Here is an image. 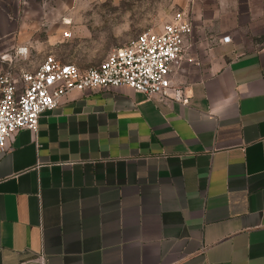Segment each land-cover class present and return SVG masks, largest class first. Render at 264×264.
<instances>
[{"label":"crops","instance_id":"0c3cea01","mask_svg":"<svg viewBox=\"0 0 264 264\" xmlns=\"http://www.w3.org/2000/svg\"><path fill=\"white\" fill-rule=\"evenodd\" d=\"M34 1L0 0V69L19 48L57 52L65 30L89 33L76 12ZM192 9L193 61L173 77L187 102L128 85L72 91L10 139L0 264H264V44L245 48L239 33L248 0Z\"/></svg>","mask_w":264,"mask_h":264},{"label":"built area","instance_id":"2783aa9c","mask_svg":"<svg viewBox=\"0 0 264 264\" xmlns=\"http://www.w3.org/2000/svg\"><path fill=\"white\" fill-rule=\"evenodd\" d=\"M194 31L193 13L184 9L160 29L146 30L115 48L98 66L82 68L49 54L36 70L0 73V158L17 132L23 128L37 131L43 113L57 107L72 91L128 85L147 96L167 97L174 90L176 99L187 102L185 88H174L173 77L184 63L193 61L187 39ZM71 34L65 32L66 37ZM223 40L231 38L227 35ZM26 52L18 49L20 54Z\"/></svg>","mask_w":264,"mask_h":264},{"label":"rangeland","instance_id":"374dc122","mask_svg":"<svg viewBox=\"0 0 264 264\" xmlns=\"http://www.w3.org/2000/svg\"><path fill=\"white\" fill-rule=\"evenodd\" d=\"M33 5L35 1L32 0ZM194 0H45L47 8L62 9L66 16L71 18L75 14V20L85 22L90 27L87 34H76L65 37L58 46L57 52L44 50L41 46L31 45L28 55H10L7 61L1 63L0 73L11 70L16 74L23 70H36L44 61L47 55L56 53L58 59L63 62L83 64V66H98L115 48L124 47L132 39H135L147 28H130L124 30V20L133 19L134 25L142 19H149L152 27L160 29L178 11L189 9L193 13ZM234 5L238 0H228ZM252 3L255 11L262 9L259 20L264 21V0H248ZM244 4V3H243ZM249 6V5H248ZM247 8L244 4L243 8ZM236 8L238 6L236 5ZM253 10L250 14H244L247 24L239 31L242 37L247 40L245 48L264 44V24L260 28L254 27ZM73 12V13H72ZM72 19V18H71ZM63 17L60 21L64 22ZM250 21V22H249ZM50 23H53V21ZM56 22H54L55 24ZM253 24V25H252ZM68 28V27H67ZM66 28V29H67ZM68 31V30H65ZM128 37H124V33ZM65 33V32H64ZM44 35V34H43ZM16 50V49H15ZM9 58H11L9 60Z\"/></svg>","mask_w":264,"mask_h":264},{"label":"bare ground","instance_id":"6f19581e","mask_svg":"<svg viewBox=\"0 0 264 264\" xmlns=\"http://www.w3.org/2000/svg\"><path fill=\"white\" fill-rule=\"evenodd\" d=\"M69 21V20H68Z\"/></svg>","mask_w":264,"mask_h":264}]
</instances>
